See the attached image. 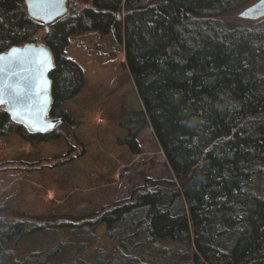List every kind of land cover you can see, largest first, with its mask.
Wrapping results in <instances>:
<instances>
[{"label": "trees", "instance_id": "1", "mask_svg": "<svg viewBox=\"0 0 264 264\" xmlns=\"http://www.w3.org/2000/svg\"><path fill=\"white\" fill-rule=\"evenodd\" d=\"M254 1L67 0L66 13L45 25L29 16L24 0H0V52L36 42L43 30L42 43L54 57L49 116L63 119L32 133L0 105V137L17 133L37 143L64 135L63 124L75 126L63 102L84 79L65 53L69 39L90 31L112 34L123 44L143 104L127 109L120 144L138 155V134L149 125L176 178L147 179L127 199L85 215L80 226L104 224L119 233L102 264H146L139 246L185 240L191 233L194 264H264V17L238 13L240 24L228 20ZM46 219L0 206V264L49 263L54 251L18 253L21 241L43 230ZM50 225L77 224L68 219Z\"/></svg>", "mask_w": 264, "mask_h": 264}, {"label": "rangeland", "instance_id": "2", "mask_svg": "<svg viewBox=\"0 0 264 264\" xmlns=\"http://www.w3.org/2000/svg\"><path fill=\"white\" fill-rule=\"evenodd\" d=\"M243 8L228 17L230 24L241 23L237 14ZM42 35L39 30L37 43H42ZM69 41L65 53L81 67L84 79L80 91L63 102L73 113L75 126L63 124L64 135L37 143L17 133L0 137V206L49 218L39 220L46 224L43 230L21 241L22 256L54 251L47 264H102L119 233L104 224L80 226L85 215L127 199L134 189L145 188L147 179L176 178L149 125L138 134V155L120 144L127 109L143 107L124 61L123 44L112 34L96 31L73 34ZM68 219L77 225H50ZM192 235L141 245L137 255L146 264H194Z\"/></svg>", "mask_w": 264, "mask_h": 264}, {"label": "water", "instance_id": "3", "mask_svg": "<svg viewBox=\"0 0 264 264\" xmlns=\"http://www.w3.org/2000/svg\"><path fill=\"white\" fill-rule=\"evenodd\" d=\"M24 5L29 16L45 25L67 11V0H24ZM238 15L249 20L263 18L264 0L245 6ZM53 67L52 51L43 43L15 45L0 52V105L32 133H44L63 121L49 116Z\"/></svg>", "mask_w": 264, "mask_h": 264}, {"label": "clouds", "instance_id": "4", "mask_svg": "<svg viewBox=\"0 0 264 264\" xmlns=\"http://www.w3.org/2000/svg\"><path fill=\"white\" fill-rule=\"evenodd\" d=\"M124 61H125V59H124Z\"/></svg>", "mask_w": 264, "mask_h": 264}]
</instances>
